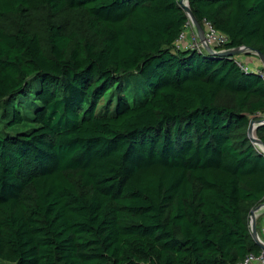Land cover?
I'll list each match as a JSON object with an SVG mask.
<instances>
[{"label":"trees","instance_id":"1","mask_svg":"<svg viewBox=\"0 0 264 264\" xmlns=\"http://www.w3.org/2000/svg\"><path fill=\"white\" fill-rule=\"evenodd\" d=\"M188 7L227 37L216 52L264 56V0ZM188 23L180 0H0V264L260 253L264 77L176 49Z\"/></svg>","mask_w":264,"mask_h":264},{"label":"built area","instance_id":"2","mask_svg":"<svg viewBox=\"0 0 264 264\" xmlns=\"http://www.w3.org/2000/svg\"><path fill=\"white\" fill-rule=\"evenodd\" d=\"M182 3L184 4L185 1L182 0ZM188 25H189V23H188ZM188 25H187V27H188ZM202 27L204 28L202 38L199 37L195 27H193V29H195L196 32H194V34H191L190 36L185 35V31L182 32L179 35L176 42L174 43L175 48L179 49V50L196 49V50H213L214 51L217 47L226 43L227 37L224 36L222 33L212 29V27L209 25V23H206V22L203 23ZM186 29H188V28H186ZM246 51L247 50L245 49L244 52L246 53ZM236 60H238V59H236ZM236 62L240 68H242L243 70H247L246 68H243L241 66L240 61H236ZM249 224H250V218H249ZM262 230L264 231V226H263ZM261 242L264 244V242L262 240H261ZM238 264H264V250L261 249L260 253L256 254V255L255 254H248Z\"/></svg>","mask_w":264,"mask_h":264},{"label":"water","instance_id":"3","mask_svg":"<svg viewBox=\"0 0 264 264\" xmlns=\"http://www.w3.org/2000/svg\"><path fill=\"white\" fill-rule=\"evenodd\" d=\"M185 4L182 3V1H180L181 6L183 7V9L186 12V15L188 17V20L194 25L198 35L200 38H202L203 35V28L202 26L199 24V22L195 19V17L193 16V14L191 13L189 7H188V0H184ZM245 50L244 47H240V48H236V49H230L228 51H218L216 52L217 54H223V55H227V56H238L239 54L243 53ZM247 50V49H246ZM208 52H214L213 50H206ZM249 51H246V53H248ZM253 54H255L263 63H264V56L259 53V52H252ZM264 123V119L261 121H251L249 123L248 129H247V134H248V138L251 140V142L256 145L259 144L263 147L264 149V145L263 143L257 139L256 137L253 136V132H255V130L257 129V127ZM260 152H262L264 154V151L260 150ZM264 204H261L257 207H255L254 209H252L250 211V231H251V236L253 238V240L255 241V243L260 247V249L264 250V244L261 242L258 234H257V230H256V211L259 210L261 207H263Z\"/></svg>","mask_w":264,"mask_h":264},{"label":"rangeland","instance_id":"4","mask_svg":"<svg viewBox=\"0 0 264 264\" xmlns=\"http://www.w3.org/2000/svg\"><path fill=\"white\" fill-rule=\"evenodd\" d=\"M182 1V0H180ZM185 4V3H184ZM189 21L188 29L185 31V35L190 36L194 34L195 29H193L194 25ZM203 28V27H202ZM204 30V28H203ZM198 34V33H197ZM214 51H217L216 49ZM236 61L241 62V66L246 68L247 70H253L255 72H262V76L264 77V63L252 52L248 53H241L238 56H234ZM140 93L136 90L129 89L126 93V96L129 101H133ZM253 136L255 137V133L253 132ZM262 235V234H261Z\"/></svg>","mask_w":264,"mask_h":264},{"label":"crops","instance_id":"5","mask_svg":"<svg viewBox=\"0 0 264 264\" xmlns=\"http://www.w3.org/2000/svg\"><path fill=\"white\" fill-rule=\"evenodd\" d=\"M256 214V230L259 238L264 242V231L262 230L264 226V208L255 213ZM262 234V235H261Z\"/></svg>","mask_w":264,"mask_h":264},{"label":"bare ground","instance_id":"6","mask_svg":"<svg viewBox=\"0 0 264 264\" xmlns=\"http://www.w3.org/2000/svg\"><path fill=\"white\" fill-rule=\"evenodd\" d=\"M256 146H257V149L264 151V149L261 145L256 144ZM263 208H264V206H263ZM261 209H262V207L259 210H257L256 213L259 212Z\"/></svg>","mask_w":264,"mask_h":264}]
</instances>
